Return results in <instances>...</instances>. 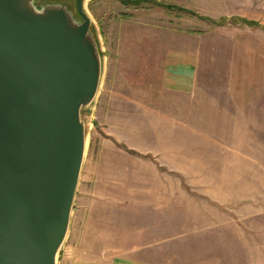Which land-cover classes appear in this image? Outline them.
I'll list each match as a JSON object with an SVG mask.
<instances>
[{"label":"rangeland","instance_id":"1","mask_svg":"<svg viewBox=\"0 0 264 264\" xmlns=\"http://www.w3.org/2000/svg\"><path fill=\"white\" fill-rule=\"evenodd\" d=\"M155 1H84L101 75L56 264H264V0Z\"/></svg>","mask_w":264,"mask_h":264},{"label":"water","instance_id":"2","mask_svg":"<svg viewBox=\"0 0 264 264\" xmlns=\"http://www.w3.org/2000/svg\"><path fill=\"white\" fill-rule=\"evenodd\" d=\"M85 0H0V264H56L101 59ZM123 2L129 0H121Z\"/></svg>","mask_w":264,"mask_h":264},{"label":"crops","instance_id":"3","mask_svg":"<svg viewBox=\"0 0 264 264\" xmlns=\"http://www.w3.org/2000/svg\"><path fill=\"white\" fill-rule=\"evenodd\" d=\"M197 57L190 53H182L175 57H167L165 70L161 80L165 88L175 92H188L193 86L197 76ZM103 264H114L106 262ZM117 264H152L140 259L125 256Z\"/></svg>","mask_w":264,"mask_h":264},{"label":"trees","instance_id":"4","mask_svg":"<svg viewBox=\"0 0 264 264\" xmlns=\"http://www.w3.org/2000/svg\"><path fill=\"white\" fill-rule=\"evenodd\" d=\"M143 1H150L152 3H155V4H160V5H164L166 7H172L173 5L172 4H161L160 2H157L155 0H129V2H143ZM247 24L249 25H258L260 26L256 21H253V20H245Z\"/></svg>","mask_w":264,"mask_h":264}]
</instances>
